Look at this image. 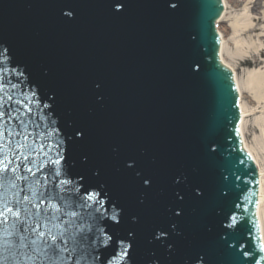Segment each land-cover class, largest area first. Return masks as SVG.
Returning a JSON list of instances; mask_svg holds the SVG:
<instances>
[{
  "label": "water",
  "instance_id": "1",
  "mask_svg": "<svg viewBox=\"0 0 264 264\" xmlns=\"http://www.w3.org/2000/svg\"><path fill=\"white\" fill-rule=\"evenodd\" d=\"M222 12V0H0V124L13 132L0 160L27 177L8 199L98 193L100 213L65 210L99 216L108 251L130 241L131 264H264Z\"/></svg>",
  "mask_w": 264,
  "mask_h": 264
},
{
  "label": "snow or ice",
  "instance_id": "2",
  "mask_svg": "<svg viewBox=\"0 0 264 264\" xmlns=\"http://www.w3.org/2000/svg\"><path fill=\"white\" fill-rule=\"evenodd\" d=\"M6 52L7 49L0 50V57H4ZM2 89L3 85L0 84V90ZM8 99L11 100V97L9 96ZM45 107L48 106L45 105ZM16 111L19 112V109ZM5 115L3 104L0 103V120ZM21 125L26 127L23 121ZM6 131L8 136L13 135V132L8 131L4 124H0V152H3L5 148ZM15 135H20V133H15ZM25 139H27L26 136ZM17 147H22V145L17 144ZM5 161H7L6 155L3 160H0V164L4 165L0 167V225L8 224L10 217L13 222L11 231L7 227L0 228V264H18L20 256L32 261L33 264H37V261L38 264H131L132 256L129 249L132 248V244L130 241L120 239L116 246L108 251L112 237L102 227L95 226L94 222L100 219L99 216L93 215L92 212L83 216L75 210H65L88 209L91 207L88 202L95 201L98 205L95 212L100 213L104 201L97 199L98 193L93 191L84 197H79L77 196L79 188H70L65 191L71 195L62 196L59 193L54 194L53 191H37L29 186L31 197L35 198V202L25 194L22 199L17 198L13 203L7 197L8 191L17 187V180L27 181V177L15 175L16 169L9 170ZM49 162L59 164L60 160ZM10 171L11 174H9ZM27 171L31 172L32 169L28 168ZM54 175L60 176L61 173L56 171ZM35 183L40 184L41 181L36 180ZM71 183L72 181L68 179L59 182L60 185ZM144 183L147 185L150 182L145 179ZM53 200L58 201L60 206L52 203ZM45 203L50 207L41 208V205ZM119 215V211L114 210L110 218L119 223ZM64 217H69V219H64ZM166 235L163 232L158 233L155 239L159 240ZM25 249L28 251H23ZM102 250L107 254H102Z\"/></svg>",
  "mask_w": 264,
  "mask_h": 264
},
{
  "label": "bare ground",
  "instance_id": "3",
  "mask_svg": "<svg viewBox=\"0 0 264 264\" xmlns=\"http://www.w3.org/2000/svg\"><path fill=\"white\" fill-rule=\"evenodd\" d=\"M240 1L241 0H234L236 6L240 5ZM250 3L253 4V9L260 7L261 4L260 0H250ZM227 10H228V6L225 2V15L218 22L219 32L223 37V45L221 47L222 62L225 63L234 71L236 77V83L239 86L240 94L242 97V101H240L239 104L241 107V114H242L241 133H242L244 146L256 161L260 171L261 203L258 209V214L261 224L262 238L264 242V167L262 166V164L264 163V145L250 146L246 142L244 136V125L246 122V118L250 117L257 110L258 107L261 108L262 111H264V42H260L259 44H256L254 46V49H252L251 51H244V50H240L239 48L240 42L236 41L234 43V45L236 44L235 46L236 50L233 49L231 50L230 46H228L227 44L225 36L222 33V27L220 25V23L227 15ZM263 20H264V16L261 17L259 16V18H257V21L259 23L258 24L256 23V25L250 24L249 21L244 22L243 24H238V26H235V32L236 33L257 32L258 25L261 22H263ZM226 58H228L231 62H234L236 60L242 61L245 65H252L254 66V68L252 69L249 68L246 71L247 74L246 79L241 81L239 76L237 75L235 68L228 60H226ZM244 92H246V94H248V96L251 98L249 99L251 106H248V104L243 101V97H245V95H243ZM256 123H258V126L261 129L264 128V114L263 116H261V118L256 119Z\"/></svg>",
  "mask_w": 264,
  "mask_h": 264
},
{
  "label": "rangeland",
  "instance_id": "4",
  "mask_svg": "<svg viewBox=\"0 0 264 264\" xmlns=\"http://www.w3.org/2000/svg\"><path fill=\"white\" fill-rule=\"evenodd\" d=\"M260 7L253 9V4L250 3V0H241L240 5L235 4L234 0H227L226 4L228 6L227 15L220 23L222 27V33L226 38L228 46H230L231 50H236L234 43L239 41L240 50L251 51L254 49L256 44L260 42H264V20L258 25L257 32L251 33H243V32H235V26L238 24H243L244 22L249 21L250 24L256 25L259 22L257 18L259 16H264V0H260ZM224 28V30H223ZM251 59V58H250ZM233 67L235 68L237 75L240 80H245L247 77L246 71L250 68H254L252 65H245L242 61H234L231 62L228 58H226ZM245 97H243V101L251 106L249 99H251L246 92H244ZM248 97V98H247ZM264 111L261 108H257V110L250 116L246 118V122L244 125V136L246 142L250 146H263L264 145V128H260L258 123H256V119L261 118L263 116ZM264 167V163L262 164Z\"/></svg>",
  "mask_w": 264,
  "mask_h": 264
}]
</instances>
